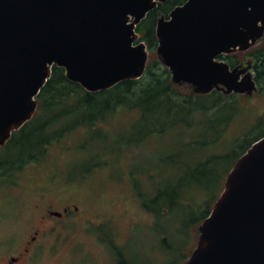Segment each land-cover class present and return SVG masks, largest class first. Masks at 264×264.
I'll list each match as a JSON object with an SVG mask.
<instances>
[{
    "label": "water",
    "instance_id": "obj_1",
    "mask_svg": "<svg viewBox=\"0 0 264 264\" xmlns=\"http://www.w3.org/2000/svg\"><path fill=\"white\" fill-rule=\"evenodd\" d=\"M168 1L0 0V150L36 117L55 67L89 93L143 79L151 53L138 28ZM156 34L175 85L249 100L259 92L252 61L217 59L264 37V0H187L160 16ZM186 264H264V137L228 173Z\"/></svg>",
    "mask_w": 264,
    "mask_h": 264
},
{
    "label": "rangeland",
    "instance_id": "obj_2",
    "mask_svg": "<svg viewBox=\"0 0 264 264\" xmlns=\"http://www.w3.org/2000/svg\"><path fill=\"white\" fill-rule=\"evenodd\" d=\"M150 53L160 61L157 51ZM166 69L162 64L155 71ZM259 86L254 101L226 96L229 103L209 111L211 117L198 112L175 126L163 119L165 131L149 137L139 133L147 123L137 131L134 127L140 111L129 108L117 110L94 128L100 131L81 127L67 135L49 147L41 162L1 179L0 248L17 249L34 226L55 227L64 233L75 229L74 239L86 240L85 247L76 249L79 264H186L208 215L200 219L212 203L211 212L249 140L264 132V78ZM182 87V93H191L189 86ZM133 137L139 145L129 144ZM175 188L183 201L171 194ZM159 190L166 195L155 202ZM171 203H176L173 209ZM66 208L71 210L64 218L50 216V211L63 213ZM98 235L112 245L103 244ZM70 246H59L56 257L46 251L43 261L58 264Z\"/></svg>",
    "mask_w": 264,
    "mask_h": 264
},
{
    "label": "trees",
    "instance_id": "obj_3",
    "mask_svg": "<svg viewBox=\"0 0 264 264\" xmlns=\"http://www.w3.org/2000/svg\"><path fill=\"white\" fill-rule=\"evenodd\" d=\"M186 1L173 0L161 4L139 26L138 31L142 34L150 51H157L159 45L156 27L160 16L168 17L173 9ZM261 62L262 64L257 67L260 82L264 78V59ZM161 65L162 63L152 56L143 79L123 82L111 90L98 93H89L80 85L70 82L66 78L65 70L55 67L52 78L39 96V111L36 117L16 132L10 142L0 150V181L14 172L22 171L29 164L41 162L47 156L50 146L81 127H87L92 132L100 131L101 128L99 130L94 128L105 122L119 109L139 110V122L134 127L137 131L140 124L147 123L146 129L139 133L143 132L145 137H149L165 131L166 124L162 121L163 119L169 121V126H175L181 122L182 117L187 120L198 112L206 118L211 117L209 111L222 108L229 103L225 102L226 95L219 92L210 95L182 93L180 89L183 87L172 82L168 69L161 74L155 71L156 67ZM142 82L146 83L140 87ZM200 99L210 101V105H200L198 103ZM151 117L153 121L148 123L147 120ZM224 122V128L219 131L218 139L222 138L229 119ZM260 123L264 126V119H261ZM263 137L264 132L257 138L249 140V147ZM139 143L135 137L129 141L130 145H139ZM171 194L177 199L181 198L176 188L171 191ZM165 195L163 191H157L153 195L154 201H160ZM147 198L144 196L145 206L150 209ZM182 199L183 196L181 201ZM175 204L171 203L169 208L173 209ZM211 206L212 203L208 212L200 219L201 221L209 215ZM188 208L190 209L191 206Z\"/></svg>",
    "mask_w": 264,
    "mask_h": 264
},
{
    "label": "flooded vegetation",
    "instance_id": "obj_4",
    "mask_svg": "<svg viewBox=\"0 0 264 264\" xmlns=\"http://www.w3.org/2000/svg\"><path fill=\"white\" fill-rule=\"evenodd\" d=\"M264 59V37L259 40L256 46L252 47L250 50L246 52H237L235 54H224L220 56L217 60L220 62H224L226 64H230L232 68L240 67L241 69H245L249 63L252 61L251 71L254 73L255 80L258 85L261 84L258 78L257 67L262 64V60ZM257 60H259V64H257ZM261 78V77H260ZM259 86V91H260ZM257 93L255 94L252 100H249L248 97H245V100L248 102L254 101ZM70 208H66L62 213L63 216L59 218H64V216L70 212ZM57 211H50V216L52 218L57 217L54 216L53 213ZM61 213V212H60ZM46 219L45 217H43ZM42 222V221H41ZM75 230V229H74ZM74 230L68 229L64 233V230H59L55 227H46L45 229H41L39 227L34 226V228L29 232L26 236L24 242L17 246V249L9 248L5 245H2L0 248V264H56L54 263H45L43 261V255L46 251H52V256L56 257L59 255V246H63L65 244H71L68 252L63 260L58 261V264H79L78 258L79 254L76 251L77 247L84 246L86 240L81 238L80 236L77 239H74ZM100 236L102 243L107 242L112 245V241H106L103 236ZM14 240H16L14 238ZM70 240V241H69ZM88 247V246H87ZM89 249V248H88ZM87 249V250H88ZM101 264V263H100ZM104 264V263H102ZM116 264H131L130 261L122 260L117 262Z\"/></svg>",
    "mask_w": 264,
    "mask_h": 264
}]
</instances>
